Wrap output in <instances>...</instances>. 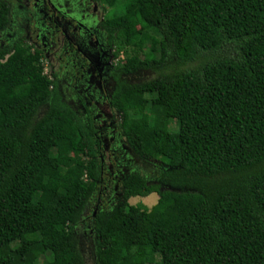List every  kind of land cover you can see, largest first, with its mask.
Instances as JSON below:
<instances>
[{"label":"trees","instance_id":"trees-1","mask_svg":"<svg viewBox=\"0 0 264 264\" xmlns=\"http://www.w3.org/2000/svg\"><path fill=\"white\" fill-rule=\"evenodd\" d=\"M107 1L118 12L94 30L125 57L102 72L114 130H99L129 160L90 212L101 117L43 73L31 15L0 0V264H88L87 234L93 264H264V0ZM151 193V207L130 203Z\"/></svg>","mask_w":264,"mask_h":264},{"label":"rangeland","instance_id":"rangeland-1","mask_svg":"<svg viewBox=\"0 0 264 264\" xmlns=\"http://www.w3.org/2000/svg\"><path fill=\"white\" fill-rule=\"evenodd\" d=\"M63 1V0H62ZM154 3L158 4L159 0H152ZM10 2V6L11 9L16 8L19 4L24 5L25 0L18 1V0H9ZM62 8L60 13L64 12L66 14V16H71L74 17L78 14H89V13H94V15L96 14V17L101 21V19H103L104 17V13L106 11H108L111 8H114L116 12H118V8L120 6V3H116V4H112L110 3V1L107 0H86L85 3L81 4V8L82 11L80 13H76L75 11L72 10L71 5L72 3L69 0H65L63 2H61ZM57 6L60 7V5L57 2ZM63 13V14H64ZM58 17L59 13L56 14ZM51 15L49 16H45V19H41V22L37 25V27H41L43 28V26H48V20ZM96 18V19H97ZM82 19V20H81ZM65 20V24L63 26H67L68 22L66 19ZM79 20L84 23L88 28H90V25H88V23L83 20V17H80ZM29 22L31 24H34L35 21L33 19V17L31 16V18L29 19ZM25 26V25H24ZM22 26V27H24ZM29 27V26H28ZM32 28V27H30ZM40 28V29H41ZM68 28V27H67ZM38 31V29H37ZM40 34H44V35H39L38 41H40V43L42 44V49L45 50V55L49 58V60L47 59V61L49 62L50 59H53V61L48 64L47 61H45V64L47 65L46 69L48 71V75L50 74V69L51 68H56L57 69V73L59 75V80L62 82V84L66 87H68V89H70V95L68 96V99H72L74 103H76L78 96L82 97V99H84L86 106H91L94 103H97L100 106V111L101 114L105 117V119L102 120H98L99 122H97V130L99 131V138H101V148H100V158H101V167H103V169L101 170L103 172V176H102V189L99 186V190H101V195H99V190L97 191V195L92 199L93 201L91 202V206L89 208V211L92 212L94 210H96V208L101 205V206H106L108 203H111V201H113L115 199V196L118 195V182L120 181V175L123 174V172H121L120 170H125V166L127 165L126 163H124L122 165V163L120 162L121 159L124 160V162H128L129 158H123L120 155V151L117 152L118 150H121L124 148V144L122 143V138H116L115 136L110 135V133L104 129L103 131L99 130L102 129L103 125L105 123L111 125V129L114 130V125H112V117L110 115L111 113V109L108 105V99L106 97L107 95V88L111 89L113 82L112 80H106L104 87L100 88L101 94L98 95V100H97V96L94 93V89L97 87L98 83L95 79L94 76H92L91 80L88 78L87 80L81 82L83 86H74L75 81H79L78 76L76 75V71L72 70V68L70 67L69 64H66L67 66L63 67V68H58L62 65L61 62H59V60H57V58L60 55H63V52L65 51V49L67 48V42L64 41V39L62 38V35H57L56 39L51 40V38L53 39V37H51L50 34H46L45 31L40 32ZM97 37H95V35L93 34L91 36L92 40H94V42H96V40H103V35L97 33L96 34ZM2 41L4 39H8L11 36V33L7 32L5 35H2ZM100 36V38L98 37ZM2 41L0 42V44L2 43ZM154 42L156 43V41L154 40ZM149 46H152L151 41L148 43ZM97 46L100 47V45L97 43ZM103 49V48H102ZM68 51V50H67ZM143 56H141L142 58ZM50 71V72H49ZM146 80H150V79H154L155 76L154 74H152V71H150L149 69H146ZM72 72V73H71ZM101 72H106L109 75L111 74V70L110 69H102ZM151 72V74H150ZM145 75V74H144ZM143 75V76H144ZM98 80V79H97ZM91 87V90L89 89ZM155 96V97H160L163 101H168L169 100V95L167 93H155L152 94L151 96ZM77 104V103H76ZM99 113H97L98 115ZM191 123L190 122H182V124H176L175 120H171V122L169 123V127L172 130H181L183 133H189L191 131ZM108 134V135H107ZM153 179H151L149 182H151ZM155 181V180H153ZM107 187L106 189H103ZM157 199V195L155 193H151L150 195L146 196V197H133L130 199V203L132 204H142L145 205L146 207H151ZM85 221L87 222V224L89 223V221L87 219H85ZM79 227V226H78ZM85 227V226H84ZM82 233L86 232V230L81 229ZM86 235V233H85ZM88 234L82 239V243H85L84 248L82 247V250L84 251V255L85 258L87 259L88 264H93V260H92V253L90 250V243L88 242ZM54 255L56 260L58 259L59 261L66 259V254L64 251L62 250H56L54 251ZM167 264V263H165Z\"/></svg>","mask_w":264,"mask_h":264},{"label":"flooded vegetation","instance_id":"flooded-vegetation-1","mask_svg":"<svg viewBox=\"0 0 264 264\" xmlns=\"http://www.w3.org/2000/svg\"><path fill=\"white\" fill-rule=\"evenodd\" d=\"M63 1L62 0H25L22 11L25 12V14H30L35 21L33 25L35 29L38 28V35L35 36L37 42H38L37 37L39 35H44V34H40V32L42 31H45L46 34H50L51 37H53V39L51 38V40L56 39L57 35L60 36L62 35L64 41L67 42V48L63 52V55H60L57 58V60H59V62L62 63V65L58 68H63L67 66L66 64H69L72 70L76 71L77 73L76 75L78 76L79 81L83 82L87 80L89 76H93L96 71L95 69H93V67H91L89 60L85 57L84 52H82V50H84L82 48V45L84 41L85 42L87 41V39L85 38L86 35L91 38V36L94 34L95 37H97L96 35L97 32L93 31V25L91 23L93 22L95 25H97L100 22V20L96 17V14L94 15V13H89L86 15L78 14L71 18V16H66L64 12H63L64 14L61 12V14H59L60 17H58L56 14L60 13L62 8L61 2ZM69 1L72 3L71 8L73 11H75L76 13H80L82 11L81 8L82 2L81 3L79 2L81 0H69ZM57 2L60 5V7L57 6ZM75 7L79 9H74ZM49 15H51L50 17H48L49 25L43 26V28L37 27V25L41 22V19L43 18L45 19V16H49ZM13 16L17 17L16 15ZM21 16H23V14H21ZM80 17H83V20H85L88 23V25H90V28H88L84 23H82L79 20ZM64 19H66L68 22V25L66 27L63 26L65 24ZM12 21H16V20L13 19ZM7 32L8 31H5L2 35H5ZM100 41L101 40L99 41L96 40L95 43H99ZM95 46H97V44ZM43 51L45 52L44 49ZM50 60L53 61V59ZM102 169L103 167H101V170ZM100 187L102 189V178L100 180ZM106 188L107 187L103 189Z\"/></svg>","mask_w":264,"mask_h":264},{"label":"clouds","instance_id":"clouds-1","mask_svg":"<svg viewBox=\"0 0 264 264\" xmlns=\"http://www.w3.org/2000/svg\"><path fill=\"white\" fill-rule=\"evenodd\" d=\"M18 1H21L22 2V0H18ZM20 7H22V4H19L15 9L20 8ZM20 10H22V8H20ZM91 24L93 25V31H95L94 30V27L96 25L93 22ZM90 31H92V30H90ZM85 38L87 39V41L86 42L84 41V43L82 45V48L84 49V50H82V52H84L85 57L89 60V63L91 64V67H93V69H95V71H96L93 76L95 77V79H96V77H99L101 79V81H99V82L102 83V85L104 86L106 80L107 79L110 80V79L108 77H105L104 76V73H102L101 70L102 69L106 70L107 69L106 67L108 65H110L111 67L114 68L117 63L122 62L124 60V57L125 56L121 52V53L118 54L117 57H111V55L113 54V52H110V50L104 45V39L101 40L98 43L100 45V47L99 46L97 47V46H95L97 43H95L90 37L86 36ZM38 42L40 44V47H42V44L40 43V41H38ZM97 56H100L101 57V58L99 57L100 60H97ZM47 59L49 60V58L45 55V59L44 60H41V61L43 62V73L48 75V71L46 69L47 65L45 64V61H47ZM102 60H103L104 63L103 64H100V62ZM51 62L52 61L50 60L48 62V64H50ZM50 71L51 72H54V71L57 72V69L53 67V68L50 69ZM146 72H147L146 70L145 71H142L141 75H144ZM91 78H92V76H89V79L90 80H91ZM100 94H101V92H100ZM97 98H98V96H97ZM74 105H75V108L78 107V105L76 103H74ZM85 106H86V104H85ZM87 108L90 111H92L94 117H99L100 116L101 117V120L103 119V115L101 114V111H100V106L97 103H94L91 106H87ZM97 113H99V114L97 115Z\"/></svg>","mask_w":264,"mask_h":264}]
</instances>
